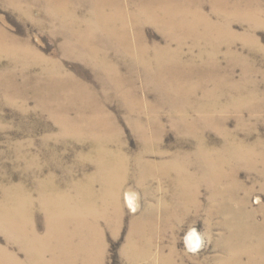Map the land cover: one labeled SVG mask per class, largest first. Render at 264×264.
Instances as JSON below:
<instances>
[{"label": "bare ground", "instance_id": "obj_1", "mask_svg": "<svg viewBox=\"0 0 264 264\" xmlns=\"http://www.w3.org/2000/svg\"><path fill=\"white\" fill-rule=\"evenodd\" d=\"M4 1L20 8L18 0ZM34 1L44 3L45 8L54 14V21L63 26L77 44L72 45L66 36L69 46H63V51L67 56L83 59L86 53L95 62L94 68L103 70L99 79L101 92L108 94V79L116 90L123 91L126 85L121 82L120 70L110 62L109 56L101 58V48L88 46L91 39L83 33L85 24L66 11L63 3L66 0ZM92 1V20L116 41L114 47L121 55L142 63V70L152 75L158 91L169 93L178 89L176 93L188 98L196 91H202L199 123L191 120L187 109L162 113L152 106L138 107L137 101L130 103L128 110L120 113L128 121L130 119L141 145V151L131 162L126 157V141L115 115L97 103L95 91L65 71L61 64L44 58L29 42L18 40L0 27V58H8L20 71L29 70L35 80L38 76L46 78L42 89L55 104L50 108V117L57 126V133L50 138L58 147L64 146L65 140L80 145L83 147L79 160L81 170L93 166L91 172H84L82 178L70 182L67 189L62 188V183L53 176L36 180L31 183L35 197L22 184L0 186V228L6 235L8 246H0V264H104L105 236L109 233L116 237L120 231L123 218L120 195L130 179V165L136 185L143 188L145 184L162 180L172 186L174 202L162 204L164 210L158 218L149 208L131 220L120 251L124 260L131 264L148 260V264H182L174 246L176 227L185 220L199 217L202 208L199 195L205 189L208 192L207 206L211 208L217 204V212L222 216L221 225L226 229V236L218 244L226 255V264H264V220H255L257 208H250L248 202V195L254 188L264 192L263 146L260 142L250 145L239 140L223 126L224 113L233 112L239 125L243 122V113L254 116L264 112V98L234 83L232 72L222 76L217 64L220 47L234 44L236 35L231 30L234 21L248 29L264 26V4L261 6L257 0H210L212 13L219 20L214 22L203 16L196 6L167 4L166 0L142 2V5L135 6L142 13V23L152 24L167 39L168 44L159 47L150 46L140 34L135 45L130 42L123 9L117 0ZM138 23L136 20V27ZM187 42L193 46L185 52L187 46L182 45ZM171 43L177 44L175 52L170 50ZM194 50H197L195 55ZM204 69L210 71L206 74V81H213L217 90L203 91L201 73ZM244 71L242 83L245 84L251 71L248 68ZM2 76L4 82L0 84V90L18 91L14 87V72ZM25 76L31 80L29 74ZM180 81L185 82L181 84ZM221 82L231 93L229 101L223 105L209 101L222 89ZM183 84L187 87L181 92ZM132 91L127 85L123 93L127 95ZM64 99L72 102L74 107L65 106ZM76 104L84 105L79 107ZM86 104L91 106L83 107ZM165 114L176 118L170 126L179 134L181 147L191 141L195 143L194 150L176 153L161 150L167 128L161 121ZM218 114L222 123L217 120ZM209 128L220 137L218 146L208 141L205 132ZM50 154L54 159L55 151ZM35 163L33 158L30 165ZM67 170L73 172L70 168ZM241 170L256 180L242 181L239 177ZM42 171L37 169L36 173ZM256 201L258 204L259 200ZM127 203L131 210H136L134 195L127 196ZM34 208L42 212V234L36 228ZM259 212L264 216V211ZM206 218H211L210 209L206 211ZM165 236L172 244L169 252L163 254L159 251L156 260L150 261L154 239ZM200 242L198 233L190 229L186 236L188 247L197 248ZM18 254L23 258L20 259ZM179 258L182 261L177 263Z\"/></svg>", "mask_w": 264, "mask_h": 264}, {"label": "rangeland", "instance_id": "obj_2", "mask_svg": "<svg viewBox=\"0 0 264 264\" xmlns=\"http://www.w3.org/2000/svg\"><path fill=\"white\" fill-rule=\"evenodd\" d=\"M117 1L123 9L122 14L127 24L126 35L132 44L135 45L138 34H140L141 38L144 36L150 46L165 47L168 44L162 32H159L152 24L142 23V13L135 8L137 5H142V2L155 0ZM166 1H168L167 4L196 6V8H200L203 16L211 18L214 22L219 21L212 13L213 7L210 0ZM257 1L261 6L264 4V0ZM92 2V0H66L63 3L66 5V11L72 13L79 22L85 24L83 33L89 35L91 39V43L88 46L101 48V58L106 59L109 56L110 62L120 70L122 74L121 82L126 85L124 90H127V85L133 90L128 92L127 95H124V90H116L110 79H108L109 84L107 85L108 94L104 95L101 92L102 85L99 81L102 73H104L103 70L94 68L95 62L86 53L83 59H78L72 55L67 56L64 53L63 46H69L66 44V36L72 45L77 44L72 37L68 36L67 30L54 21V14L48 8H45L44 3L34 0H18L17 5L20 8H16L7 1L0 0V27L18 40L29 42L44 58L61 64L65 71L74 75L81 80L82 84L95 91L97 103L101 104L102 107L105 106L110 113L115 115L117 125L126 141V157L132 162L141 151V145L136 133L133 131L130 119L128 121L127 118L122 117L120 112L125 113L131 106L129 104L137 101L136 105L138 107L148 108L152 106L162 113L187 109L191 120L199 123L198 109L200 107L199 101L202 100V91H196L191 98L176 93L178 89L171 90L169 93L164 90L158 91L156 83L151 77L152 75H147L148 72L142 70V63H139L137 59L134 60L121 55L114 47L117 46L116 41L108 37L105 30L99 29L97 23L92 20L93 16L90 15ZM136 20L139 22L137 27L135 26ZM231 30L236 35L233 40L234 44L230 47H220L217 59L218 70L221 71L222 76L232 72L234 83L244 86L247 91H255L261 98H264V26L248 29L246 25L234 21ZM171 44L170 50L175 52L174 46H177V44ZM182 46H187L185 48V52H187L193 45L191 42H187ZM193 52L194 55L197 54V50ZM228 55H231L230 58H228ZM245 68H248L251 72L249 73V78H247L249 81L244 84L242 79ZM10 71L15 73L14 87L18 91L0 90V186L9 187L22 184L35 197L31 183L53 176L58 182L62 183V188L67 189L70 182H75L82 178L84 172H91L93 166H87L85 171L81 170L79 160L83 147L80 145L65 140L64 146L58 147L50 138L51 135L57 133V126L50 117V108H54L55 104L42 89L46 83V78L38 76L35 80L34 77L30 76L29 70L20 71V68L10 62L8 58L1 57L0 84L4 82L2 75H6ZM202 71L203 91L206 89L208 91L217 90L213 81H206V74H209L210 71L207 69ZM25 74H29L31 80L27 79ZM192 78H195V76ZM187 80L189 79L185 81ZM185 81H180V83L182 84ZM9 83L11 84L12 82ZM221 85L222 89L210 98V102H220L223 105L229 101L231 93L223 82H221ZM180 87L182 92L187 86L181 85ZM231 92L234 93L233 91ZM62 103L65 106L74 107V104L67 101V99H64ZM76 105L81 107L84 104ZM87 106L91 105L86 104L83 107ZM229 111H232V109H229ZM224 116L225 123L223 126L229 133L250 145L260 142L264 150V112L257 113L254 116L247 112L243 113V122L239 125L233 112L224 113ZM175 120L176 118L168 117L166 114L161 119L162 123L167 127L162 138L161 150L169 153L194 150L195 143L191 141L186 146L181 147L183 144L178 137L179 134L170 126L171 122ZM217 120L222 123V118L219 114ZM205 135L212 145L218 146L220 144L221 139L213 129L209 128V130H206ZM52 150L56 153L54 159L49 156ZM33 158L36 163L35 165H30ZM150 158L154 159L153 157ZM129 167L130 179L123 186L120 195L123 207L120 231L116 237L109 233L105 236L106 254L104 264H131L124 260L120 254L128 235L131 220L138 218L149 208L154 210L155 217L158 218V215L164 210L162 204L174 202V190L171 185L169 186L162 180H156L152 184H145L142 188V185L141 187L138 184L136 185L135 178L132 175L133 167L131 165ZM68 168L73 172H69ZM37 169H42V173L37 174ZM239 177L242 181H251L256 178L248 176L243 170L240 171ZM128 195H134L137 204L136 210L129 208L127 203ZM256 199L259 200L258 204ZM199 202L202 205L199 217L195 220H185L176 227L175 235L177 238L174 246L176 252L183 260L179 258L176 262L180 263L181 260L182 264H226V255L218 247L221 238L226 236V229L221 225L223 223L222 216L217 212V204L214 203V207L211 208L207 206L208 192L205 189H202L199 195ZM248 202L250 208H257L255 220L258 222L263 221L264 216L259 211H264V192L254 188L248 195ZM207 209L211 210L210 219L206 218ZM34 211L37 231L42 234V212H40L39 208H34ZM192 228L201 239L197 248H189L186 243V236ZM6 240V235L0 228L1 247H8ZM170 243L168 236L163 239L155 238L153 257L150 261L156 260L157 252L159 251L167 254L169 246L172 245ZM18 257L20 259L23 258L21 254H18ZM148 262L149 260L138 264H148Z\"/></svg>", "mask_w": 264, "mask_h": 264}]
</instances>
